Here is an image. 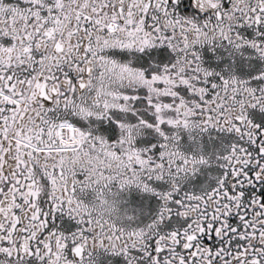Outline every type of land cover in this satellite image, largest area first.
I'll return each mask as SVG.
<instances>
[{
    "label": "snow or ice",
    "instance_id": "6c2138e0",
    "mask_svg": "<svg viewBox=\"0 0 264 264\" xmlns=\"http://www.w3.org/2000/svg\"><path fill=\"white\" fill-rule=\"evenodd\" d=\"M0 264H264V0H0Z\"/></svg>",
    "mask_w": 264,
    "mask_h": 264
}]
</instances>
